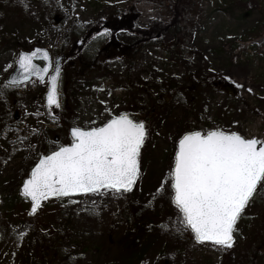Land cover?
<instances>
[{
	"label": "rangeland",
	"instance_id": "obj_1",
	"mask_svg": "<svg viewBox=\"0 0 264 264\" xmlns=\"http://www.w3.org/2000/svg\"><path fill=\"white\" fill-rule=\"evenodd\" d=\"M186 5L179 37L157 34L131 58L120 32L168 24L167 0H0V264H264V187L238 221L233 246L221 248L177 230L183 217L167 175L189 130L264 138V0ZM126 13L132 20L118 24ZM114 23L65 65L58 110L64 100L72 105L66 123L46 106L48 79L6 86L19 53L40 47L55 58L91 28ZM96 58L99 71H82L80 62ZM193 81L201 86L195 97ZM121 113L147 129L134 188L55 199L30 216L21 186L41 155L71 143L70 127H99Z\"/></svg>",
	"mask_w": 264,
	"mask_h": 264
},
{
	"label": "snow or ice",
	"instance_id": "obj_2",
	"mask_svg": "<svg viewBox=\"0 0 264 264\" xmlns=\"http://www.w3.org/2000/svg\"><path fill=\"white\" fill-rule=\"evenodd\" d=\"M38 54L46 62L43 66L34 63ZM16 64L19 71L6 86H17L30 75L43 83L51 70L46 102L59 108V62L51 61L46 50L37 48L19 53ZM146 136L145 123L126 113L99 127H73L71 143L41 156L23 181V194L32 202L31 212L50 196L130 191L141 175V148ZM167 175L172 202L183 217L177 230L190 229L197 242L230 248L246 206L258 185L264 187V138H247L220 128L187 131L176 141L174 162ZM163 187L161 184L157 191Z\"/></svg>",
	"mask_w": 264,
	"mask_h": 264
},
{
	"label": "trees",
	"instance_id": "obj_3",
	"mask_svg": "<svg viewBox=\"0 0 264 264\" xmlns=\"http://www.w3.org/2000/svg\"><path fill=\"white\" fill-rule=\"evenodd\" d=\"M168 3L170 4L171 8V20H169L168 24H164V23H155L153 26L145 29V30H138L137 32H135L134 30H126L124 32H120L121 37H120V41L121 43L124 44H128L131 45V48L133 50V52H131V58H134L137 49H139V45H144V43H152L154 40L156 41L157 38L155 37V35L157 34H163V33H170L172 37H179L182 31L181 28V22H182V17H184V14L186 12V3L188 4L189 0H167ZM132 17L129 13H126L125 15L122 16H118L115 18L116 22L119 24L121 22H125L127 20H132ZM121 18V19H120ZM115 22V23H116ZM114 23V24H115ZM102 27H98V28H91L87 34L84 36L87 40L94 38V36H96L97 34L100 33H105V29H108L107 33L113 32L115 29L117 28V24L113 25V26H107L106 24H101ZM164 28V29H163ZM110 31V32H109ZM92 34H95L94 36H92ZM157 42V41H156ZM178 48L176 49V52L178 53ZM86 61H89V63L85 64L84 62H80V65H84L85 68L82 70L88 73H93V72H97L99 71V69L102 67V62H100L98 60V58L94 59V60H89L87 59ZM130 66H133L134 62L129 61ZM83 75H87V74ZM192 84V93L191 95L193 97H195L196 95V91H198L201 86L197 85L194 81L191 82ZM194 85V86H193ZM231 104H234V101H230ZM72 108V105L70 104L69 101L64 100V104H63V111L61 113H59L58 109L55 110H51L52 114L54 115H58V117L62 118L64 121V123H66V115L68 114V111ZM233 107H230L229 112L231 113L233 111ZM67 113L65 116L64 114ZM190 131V130H189Z\"/></svg>",
	"mask_w": 264,
	"mask_h": 264
},
{
	"label": "water",
	"instance_id": "obj_4",
	"mask_svg": "<svg viewBox=\"0 0 264 264\" xmlns=\"http://www.w3.org/2000/svg\"><path fill=\"white\" fill-rule=\"evenodd\" d=\"M55 21H56V23H59L60 22V20L56 17V19H55ZM77 45H81V42H78L77 43ZM38 47H35V48H33L31 51H34L35 49H37ZM40 49H43V48H40ZM44 50H46V49H44ZM31 51H29V52H31ZM47 51V50H46ZM48 52V51H47ZM49 53V52H48ZM49 57H50V60L52 61V57H51V55L49 54ZM65 59V57L64 56H60V57H57L55 60H54V62H59V65H60V69H61V71H62V62H63V60ZM38 62H43V63H46L45 61H43V59H42V55L41 54H38L35 58H34V63H38ZM19 71V67H18V65H16V67H15V69L13 70V72L10 74V76H9V78H8V80H10L11 79V76L12 75H15L17 72ZM61 71H60V74H59V81H60V77H61ZM50 72H51V70H50ZM50 74H52V73H48V74H45V79L47 78V76L48 75H50ZM37 76H35V75H30L29 76V78H28V80L27 81H25V82H23V83H21V84H19V85H22V84H24V83H26V82H29V81H31L33 78H36ZM7 80V81H8ZM59 81H58V92H59ZM58 99H59V103H60V92H59V96H58ZM46 106L48 107V108H57V107H55V106H51V107H49L48 105H47V102H46ZM71 129L72 128H70V130H69V134H70V136H71ZM72 138V137H71ZM22 193H23V187H22ZM128 192V191H127ZM89 194H91V193H89ZM81 195H88V194H73V195H71V196H81ZM70 197V196H69ZM29 198V197H28ZM50 198H55V196H50V197H48L47 199H50ZM30 199V198H29ZM44 200H46V199H44ZM44 200H42L41 202H40V205H41V203L44 201ZM30 201H31V199H30ZM32 203V202H31ZM40 205H39V207H40ZM38 207V208H39ZM38 208H37V210H38ZM37 210H36V212H37ZM36 212H34V213H32L31 212V209H30V215H34ZM201 243H212V242H201Z\"/></svg>",
	"mask_w": 264,
	"mask_h": 264
},
{
	"label": "bare ground",
	"instance_id": "obj_5",
	"mask_svg": "<svg viewBox=\"0 0 264 264\" xmlns=\"http://www.w3.org/2000/svg\"><path fill=\"white\" fill-rule=\"evenodd\" d=\"M0 104H1V99H0Z\"/></svg>",
	"mask_w": 264,
	"mask_h": 264
}]
</instances>
